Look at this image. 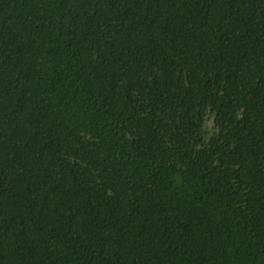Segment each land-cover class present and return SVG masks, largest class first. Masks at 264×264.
I'll return each mask as SVG.
<instances>
[{
  "label": "trees",
  "instance_id": "16d2710c",
  "mask_svg": "<svg viewBox=\"0 0 264 264\" xmlns=\"http://www.w3.org/2000/svg\"><path fill=\"white\" fill-rule=\"evenodd\" d=\"M0 264H264V0H0Z\"/></svg>",
  "mask_w": 264,
  "mask_h": 264
}]
</instances>
